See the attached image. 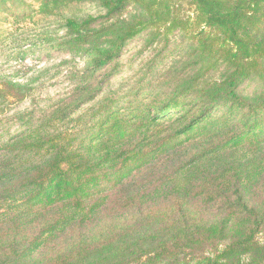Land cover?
Segmentation results:
<instances>
[{
	"label": "trees",
	"instance_id": "trees-1",
	"mask_svg": "<svg viewBox=\"0 0 264 264\" xmlns=\"http://www.w3.org/2000/svg\"><path fill=\"white\" fill-rule=\"evenodd\" d=\"M89 1L50 43L83 62L73 94L0 135V264H264V0ZM145 31L180 33L182 74L104 88ZM27 96L0 80V103Z\"/></svg>",
	"mask_w": 264,
	"mask_h": 264
},
{
	"label": "rangeland",
	"instance_id": "rangeland-1",
	"mask_svg": "<svg viewBox=\"0 0 264 264\" xmlns=\"http://www.w3.org/2000/svg\"><path fill=\"white\" fill-rule=\"evenodd\" d=\"M24 1L33 9L30 15L21 17L18 11L13 15L0 11V80L17 81L28 89L24 100L0 103L3 137L24 129L28 122L42 119L73 94L78 83V77L74 76L82 71L83 62L73 61L69 53L50 47L51 40L65 35L63 18L103 13L96 1H71L58 9L53 3L45 6L38 1ZM134 11L132 5L126 6V14ZM148 38L145 31L127 42L118 59L119 70L111 78L110 86L104 88L125 92L142 77L141 80L150 83L179 78L182 63L188 58L182 50L184 41L180 33L170 35L165 46L160 42L149 45Z\"/></svg>",
	"mask_w": 264,
	"mask_h": 264
}]
</instances>
